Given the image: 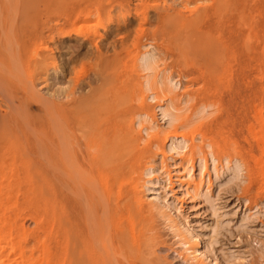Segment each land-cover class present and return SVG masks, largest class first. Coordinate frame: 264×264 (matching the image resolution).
I'll return each instance as SVG.
<instances>
[{"label":"rangeland","instance_id":"374dc122","mask_svg":"<svg viewBox=\"0 0 264 264\" xmlns=\"http://www.w3.org/2000/svg\"><path fill=\"white\" fill-rule=\"evenodd\" d=\"M222 1L0 0V4L6 10V13H3L5 16L12 19L27 18L33 23L30 31L35 32V29L42 31L43 39L37 43L35 48L39 54L50 53L52 58L50 57L51 60L45 68L41 66L42 68L36 70L38 73L34 71V83L38 82L35 85L36 88H40L35 89L39 92L42 90L41 95L52 92L59 98L58 95L62 93L61 97L70 95L69 102H86V99L94 100L96 97L112 103L115 101L118 103L117 109L120 110L133 105L135 115L141 112L148 115L147 119L149 120L145 119V122L148 121L149 124L148 122L147 124L143 123L146 127L151 122L162 123L154 109L155 105L168 106L166 110L172 111L177 122H174L171 128L163 127L165 129L162 128V133L157 136L155 132H151L147 137L143 136L144 142H140V147L148 148L143 155L136 157L137 161L134 165V167H138L136 171L146 163L155 167L154 174L156 175L154 177L157 178V184L154 186L155 191L152 196L159 201L167 200L165 203L171 205V216H175L176 222L183 224L191 233L198 234V240L202 244L211 240L209 237L211 224H239L243 212L247 210V214L252 213L249 209L258 204L253 210L255 215L245 222V224H249V229L241 232L231 229V234L223 232L216 238L211 248L220 261L223 254L232 253L238 258L240 257L239 259H242L244 264H264V207L260 203L264 201V166H262L264 165V0ZM2 5H0V10L4 11L1 8ZM126 23L127 28H122ZM118 24L121 25L119 30L115 28L116 25L119 26ZM48 26L52 30H47ZM14 30L17 31L16 34H23L24 26L20 23ZM111 30L112 33H110ZM12 31L13 29H7L4 32L11 33ZM68 33L70 35H67ZM65 35L69 36L65 38L67 42H62ZM93 41L97 44H93ZM143 45H148L147 49L153 47L155 56L148 72L152 73L149 75L150 77L148 76L152 83L151 87H155V91L153 88L151 91L156 94L150 93L154 96L157 95L156 99L154 98L155 103L145 99L149 92L145 91V93L140 85L143 74L141 75L138 71L136 74L137 72L133 68L135 59L133 57H136L138 51L144 50ZM78 47H82L80 49L82 53L89 49H92V52L80 55L72 62L73 65L72 63L68 65L66 59L74 55ZM224 48H227V51L232 49L234 54H225ZM221 56L222 58H220ZM62 58L64 59L62 60ZM65 65L70 67L69 73L63 75L64 79H60L61 75L58 76L54 71L59 72L60 68ZM24 76L22 75V77ZM194 77L197 79L192 81ZM49 80L50 82L47 84ZM176 82L179 85L177 89H174L172 85ZM51 84L53 85L51 86ZM57 92L59 94H56ZM5 94L3 92L0 94V113L8 109ZM58 102H56L58 105L64 104ZM85 106L88 107V105ZM190 115L199 119L194 122L192 118L189 121L190 124H187L186 119ZM157 121L158 123H156ZM185 123L187 126L189 125L188 128L184 126ZM182 124L185 128L181 126ZM135 131L139 132V129L136 128ZM170 134H183L189 139L187 149L179 152L180 156L184 158H182V162L185 168L195 164L197 156L202 157L201 159H207L209 156L216 158L215 166L218 168L219 173H217L221 178L218 181L212 178L209 182L207 175H211V173L209 172L210 167H208L204 183L203 180L201 181L203 191L209 190L211 196L213 195L215 215H211L207 204L204 201L201 203L202 200L200 201L199 198L198 200L196 198L173 200L172 196L175 195L176 190L172 192V189H175V185L172 180L168 179V169L170 168H168V161L165 160L162 153L163 145L167 141L166 138L171 136ZM192 141L198 148L191 147ZM6 143L8 142L5 140L0 142V168H3L2 171L13 166L42 168L43 163L45 166L51 167L42 159V161L30 159L23 154L19 159L15 158L13 161L8 159L6 156L10 152H6L7 146H3L7 145ZM188 147L192 149L190 150ZM224 158L230 160L237 158L236 160L242 164V177L238 183L234 182L235 184L232 185V183L224 182V176H221L222 170L219 168ZM20 160L22 161L20 162ZM38 164L40 165L38 166ZM132 171L130 175L120 178L119 184L115 186L118 194H122L120 197L123 196L120 201L126 204V207L124 205V208L119 210L120 215L117 213L119 224L110 225L111 227L109 224L105 226L110 228H108L109 230L105 228V232L111 233L112 231L114 233L115 231L117 233V238H119L117 243H114V248L117 250H114V253L110 252L112 250L107 246L106 249L104 248L105 255H103V251L100 252L101 249L104 250L103 248L100 249L94 241L91 242V238L85 237V240L80 235L81 230H87L85 224H73L74 229L77 228L76 231L64 224L63 238L68 239L69 236V239L72 240L74 233L72 242L75 246L77 244L75 248H79V257L76 255L78 258L71 255L70 246L67 250L68 254L64 249L62 252L64 260L61 255L58 258L59 253L55 248L58 224H56L55 195L51 189L54 183L52 178L20 176L16 179L9 174L2 175L0 173V254L3 253L0 258L4 259H0V261L3 264H30L32 261L33 264H75L78 260V264H83L87 260H91L94 250L100 249L99 252L104 257L106 264L108 262L116 264L118 259L119 261L122 259L120 252L124 249L122 251L124 257H122L126 261L122 260L125 261V264H132V261L134 264H194L188 260L186 252L178 243L177 233L172 231V222L168 221L167 223L161 213L154 208L152 210L151 205L148 206V209V202L140 206L134 205L132 196L126 192L127 181L135 176ZM122 210L126 212L124 213ZM261 210L262 212H260ZM126 218L131 220L128 222H131L132 228L135 229H132L129 223L126 224ZM121 222H124L122 223L124 228L121 226L118 229ZM120 228L124 229H121V235L119 234ZM116 229L119 231L116 232ZM107 233L108 239L109 234ZM124 234L127 236L131 234L132 237H127ZM107 241H105L106 244L110 245V241ZM133 241L135 244H131ZM80 246L83 250L80 249ZM130 247L131 249H129ZM9 254L13 258L6 256ZM113 257L115 258L113 259ZM20 258L23 260H21L22 262ZM123 261H121L122 264Z\"/></svg>","mask_w":264,"mask_h":264},{"label":"bare ground","instance_id":"6f19581e","mask_svg":"<svg viewBox=\"0 0 264 264\" xmlns=\"http://www.w3.org/2000/svg\"><path fill=\"white\" fill-rule=\"evenodd\" d=\"M0 5H2V4H0ZM231 7H232V5H231ZM1 8L4 9L3 5ZM200 11H202V10H200ZM3 13H6L5 9H4V11L0 10V27H1L0 34L2 33L0 35V91H1V93L2 92L4 94L6 93L4 96L7 99L6 104H8L7 106H8L9 111L7 109V111L3 110V112L0 113V142L1 141L3 142L4 140L8 142V143H6L7 145H3V146H7L6 152H10L7 156L6 155L5 156L8 157V159H11L12 161L15 160V158L19 159V157H21L23 154L24 156L30 157V159H40V160L42 159L43 161H45V163L49 164L51 167L49 168V167L45 166L44 163L41 166L42 168H40V167L39 168H30V167L17 168V167L13 166L14 168L11 167V168L7 169L6 171H2L3 168L2 169L0 168L1 169L0 173H2V175L3 174H9L12 177H16V179H18V177H20V176H22V177L36 176V177L41 178V179L47 178V177L52 178L54 183H53V186L51 187V189L53 190L54 195H55L56 224H58V230L56 231V240H55V248L57 249V253H59L58 258H60V255L61 256L63 255L62 252H64V249L66 250V254H68L67 250H69L68 249L69 246L71 247V249H70L71 255H73L75 257H77L76 255H78V257H79V248H75L77 246V244L75 246V244L72 242V240L74 238L73 237L74 233L72 234V240L69 239L70 238L69 236H68V239L63 238L62 228H63L64 224H67L69 227H71L73 229H74L73 224H85V227L87 228V230L86 231L85 230L80 231V235L85 240H86L85 237L91 238L92 240H90V241L91 242L94 241L97 244V246L100 247V249L101 248L106 249L108 246V249L110 248V250H112L110 252L114 253L115 252L114 250H117L116 248H114V245H115L114 243H117V241H118L117 239L119 237L117 238V235H116L117 233H115V231H114V233L112 231H111V233L105 232V230L109 228V227L107 228L105 226L107 224H109V226L113 225V224L114 225L119 224L118 223L119 222V215H120L119 210H121L122 207L124 208V205L126 207V204H123L122 201H120V199L123 198V196L120 197L122 194H118L119 192H117L118 190L115 189V186L117 184H119L118 182H119L120 178L125 177L128 174L130 175V172L133 170L132 173H134L135 176H133V177L130 176L131 178L129 179V181H127L128 187H126L127 188L126 192H128V194H130L132 196V199H133L132 201L135 202L134 205L136 204V205L140 206V205H143L146 202H148L149 205H147V208H148V206L151 205L152 210L154 208V210L156 209L159 213H161V215L164 217V219L167 220V223H168V221L174 223V224L171 223L172 228H173L172 231L173 230L176 231L175 233H177L176 236L178 238L177 240L179 241L178 243L180 244L182 249L186 252L187 258L189 261H191L194 264H244V261H242V259H239L240 257L238 258L232 253L229 255L223 254L221 256L222 260L220 261V258H218L216 253L212 250L211 246H212L213 242H215L216 238L220 234H222L223 232L231 234V229H234L237 232L246 231V229H249V224H245V222L247 221V219H250V217L255 215L253 210L255 207L258 206V204L253 206V208L249 209V211L252 213L247 214L246 213L247 210L243 212L241 219H239V224H211V226H209V237L211 240L205 244H202L198 240V238H199L197 236L198 234H196L194 232L191 233L188 229L185 228V226L183 224L176 222L175 216L174 217H173V215L171 216V207H170L171 205H170V203H165L167 200L163 202V201H159L155 197H153L154 196L153 192L155 191L154 186H155V184H157L156 183L157 178L154 177L156 175V174H154V172L156 170L155 167H153L152 165H149L147 163L143 166L141 165L140 170H137V171H136V168H138V167H134V165H136L135 162L137 161V160H135L136 157L143 155L148 148L145 146H144V148L140 147V142L141 141L144 142L143 136L147 137L151 132H155L156 133L155 135L157 136L160 133H162L163 127L168 126L169 128H171V126H173V123L177 122V119L174 116V114H172V111L170 109H169L170 112H168V110H166V108H168V106L163 107V105H158L156 103L157 105H155L154 109H156L157 115L159 117V121L162 123L161 124H154L153 122H151L150 125L148 127H146L143 123L147 124L148 121L145 122L146 121L145 119H147L148 115L145 113H142V112L135 115L136 112L134 110L135 107H133V105H130V107H127L126 109L120 110V109H117L116 106L118 103H115V101H114V103H112L108 100L97 99L96 97L94 100L93 99L91 100V98L86 99V102L85 101H70L69 102L70 95H64L63 94L64 96L61 97L62 93L60 95L59 92L56 93V94H59L58 95V96H60L59 98L56 97L57 95L54 96L55 93L53 94L52 92L51 93L46 92L45 95H41L40 92H42V90L40 92L38 90H36V89H40V88H36L35 84L38 83L37 81H36L37 83H34V81H35L34 77H33L35 74L34 71H36L39 68H42L41 66H43V68H45L47 63H49L51 58H52L50 53L43 52V53L39 54V52L35 48L37 46V43H39V41L43 39L42 38L43 37L42 31H41V29L39 31H36V29H35V32H32V30L30 31V29L33 27V23L30 20H28L27 18H25V19L13 18L12 19L10 17H7V15L5 16ZM20 23H21V25L24 26V33L23 34H21V33L16 34L17 31H15L14 28L16 26H18V24H20ZM212 23H213V21H212ZM38 24H40V22ZM119 24H121V23H119ZM45 26H47V25H45ZM142 26L144 27V25H142ZM120 27H121V25H119V26L116 25L115 28H117L119 30ZM122 28H127V23L124 24L122 26ZM7 29H9V30L13 29V31L11 33L4 32ZM46 29L48 30L51 28L48 26ZM110 33H112V30ZM67 35H70V34L68 33ZM191 36H192V34H191ZM196 36H198V35H196ZM67 37H69V36L65 35L64 38H62V42H65L66 41L65 38H67ZM197 39H198V37H197ZM196 41H198V40H196ZM76 42H78V41H76ZM93 44H97V42L95 43L93 41ZM82 45H84V44H82ZM90 45L92 46V44H90ZM219 45H220V43H219ZM146 47H149V46L143 45L144 50L138 51L136 57H133V58H135L133 68H135L136 72L138 71L141 75L143 74V76L141 77L142 82L140 83V85L142 86V88H143L142 90L144 92L145 91L149 92V93H147L148 95L146 96L145 99H147L149 102L152 101V103H155L154 98L156 99L157 95L154 96V95H152V93H150V92H153V91H151L153 86L151 87L152 83H151L150 78H149L150 77L149 75H151L152 73L151 72H150L151 74L148 73L150 71V68H151V65L154 61L155 56H154V53L152 50L153 47H152V49H150V48L147 49ZM81 48L82 47H78V49L76 48L77 51L75 52L74 55H71V57H69L68 59L65 58L66 63L67 64L69 63L68 65H70L72 62H74L76 59H78V57L80 55L86 54L88 52L89 53L92 52V49H89L88 51L86 50L87 52L82 53V51H80ZM84 48H86V47H84ZM95 48L97 49V47H95ZM224 49H225V52H224L225 54H229V55L234 54L232 52V49H230L228 51H227V48H224ZM192 50H193V48H192ZM222 56L220 58H222ZM63 59L64 58H62V60ZM72 65H73V63H72ZM69 68L70 67L65 65L64 67L60 68L59 72L58 71H54V72L58 76L60 74L61 75L60 79H62L64 74L69 73L68 72ZM138 72L136 74H138ZM22 75L23 76L25 75V76L22 77ZM95 76H93V77H95ZM57 78L59 79V77H57ZM151 78H152V76H151ZM155 78H157V77H155ZM47 79H49V78H47ZM153 79H154V77H153ZM196 79L197 78L194 77V78H192V81L196 80ZM38 80H40V79L38 78ZM99 80L101 81V79H99ZM68 81H69V79H68ZM49 82H50V80L47 82V84ZM53 84H51V86ZM153 85H154V82H153ZM178 85L179 84L176 82L172 85V88L177 89ZM48 89H49V87H48ZM153 89L155 91V87ZM63 93H64V91H63ZM154 94H156V93H154ZM4 96H3V98H4ZM71 97H72V95H71ZM5 98H4V100H5ZM142 98L144 99V97H142ZM58 101H60L61 104L62 103H64V104L58 105L57 104V103H59ZM6 104H5V106H6ZM159 104H161V103H159ZM63 105H64V107H63ZM85 105H88V107H86ZM5 110H6V108H5ZM199 111L200 110L198 109V112ZM194 114L196 117L195 112H194ZM195 117L193 118V116H191V115L188 116V118L186 119L187 124H190L189 121L192 118H193L192 119L193 121L194 120L196 121L199 119V118L195 119ZM147 120H149V119H147ZM156 123H158V121ZM148 124H149V122H148ZM187 124L185 123L184 126L186 127ZM181 126L183 128H185L183 126V124ZM188 126H187V128H188ZM178 127H179V125H178ZM136 128L139 129V132L135 131ZM164 129L165 128H163V130ZM141 134H143V135H141ZM166 139H167V141H166ZM166 139H165L166 142L163 145L164 149H163L162 153L164 155L165 160L168 161V168H170V169H168L169 170L168 171V179L170 181L172 180L173 184L175 185V189H172L173 190L172 192H174L176 190V192H174L175 195L172 196L173 200L174 199L179 200L180 198H183V199L184 198H190V199L196 198L198 200V198H199L200 201L202 200L201 203H203V201H204L207 204V209L210 210L211 215H215L216 209H215V205H214L213 200H212L213 195L211 196V193L209 190L203 191V186H202L201 181L203 180V183H204V177L208 174L207 172L209 169H210L209 172L211 173V175H207L208 176L207 179L209 180V182L212 178L215 181H218L219 178H221L220 175L218 174L219 173L218 168H216V166H215L216 165V158L214 159L212 156H209L210 154L208 155L209 158L207 157V159H201L202 157L200 158L197 156L195 159V164L190 165V166H188L186 164L188 167L185 168L183 165V162H182L183 157L180 156L179 152L183 151L184 149H187L189 139L186 136H184L183 134H181V135L180 134L179 135L173 134V135L167 137ZM190 144H191V142H190ZM256 145H258V144H256ZM191 147L192 148L194 147L195 149L198 148L194 142L192 143ZM188 148L190 149V147H188ZM2 154H3V152H2ZM236 159H232V160L227 159V158H224L223 160L221 159L222 160L221 167H219V168H221V170H222V171L220 170L221 176H224V182L225 183H230V184L232 183V185H233V184H235L234 182L238 183V181L240 180V177H242L241 173H242L243 166H241L242 164H240ZM25 160H27V159H25ZM21 161L22 160H20V162ZM186 163H188V162H186ZM12 165H14V164H12ZM24 165H26V164H24ZM39 165L40 164H38V166ZM260 166H261V164H260ZM262 166H264V165H262ZM1 167H3V166H1ZM208 167H210V168L208 169ZM260 170H262V169H260ZM152 175H153V177H152ZM5 177H6V175H5ZM12 177H11V179H12ZM22 177H21V179H22ZM209 182H207V183H209ZM219 184H220V182H219ZM219 184H218V186H219ZM120 185H122V184H120ZM201 186H202V188H201ZM53 199H54V196H53ZM196 199H195V201H196ZM123 200H125V199H123ZM127 200H128V198H127ZM127 200H125V201L127 202ZM187 201H190V200L187 199ZM260 203L262 204V205L261 204L260 205L262 207H264V201H261ZM127 205L129 206V204H127ZM144 208L146 209V205ZM258 209L260 210V208H258ZM123 212L125 213L126 211H123ZM260 212H262V210ZM54 213H55V211H54ZM117 213H119V215H117ZM147 213H148V211H147ZM131 214H132V212H131ZM115 216L117 219L115 218ZM121 218H123V217H121ZM129 220L130 219H127L125 222H127L126 224L129 223V225L131 226L132 224H130L131 222H128ZM2 222H3V220H2ZM122 223H124V222H121V224L118 226V229H119V227L122 226ZM52 224H53V222H52ZM69 227H68V229H70ZM125 227H127V226H125ZM112 228H113V226H112ZM123 228H120V231L116 229V232L119 231V234L121 235V233H122L121 229H123ZM131 228H132V226H131ZM76 229L77 228H75L74 231H76ZM132 229H135V228H132ZM140 230L141 229H139V231ZM133 231H132V233L130 232L132 235H133ZM106 233L109 234L108 239H107ZM125 233H127V231H125ZM131 234L128 236H131ZM124 235H126V234H124ZM77 240H80V239H77ZM107 240L110 241V245H108L109 243L106 244V242H108ZM88 242H89V240H88ZM127 243H129V242H127ZM8 244H10V241H9V243H7V245ZM73 244H74V247L72 246ZM131 244H135V241H133ZM66 246H67V249H66ZM94 246L96 247V245H94ZM119 247H120V245H119ZM80 249L83 250L82 246H80ZM105 249L104 250L101 249V251H100V252L103 251L102 252L103 255H105L104 254ZM118 249H120V248H118ZM126 249H128V248L126 247ZM129 249H131V247ZM0 250H1V246H0ZM90 250L93 252L92 248ZM99 250H94V253H93V256L91 257V260H87V262H85L83 264H106L104 257L99 252ZM123 250L124 249H122V251ZM120 251H121V249H120ZM122 251L120 252L121 253L120 257L123 259L124 256L122 255ZM132 251H134V250H132ZM221 251H223V250H221ZM19 252L21 253V250ZM13 253H15V252H13ZM20 253H18L19 256H21ZM87 253L89 254V251ZM124 253L126 256L125 251H124ZM1 254H3V253H1ZM6 256L12 257V256H10V254L6 255ZM116 256H117V254H116ZM63 258L64 257L62 256V259ZM114 258L115 257H113V259ZM0 259H3V258L1 257ZM9 259H11V258H9ZM24 259H25V257H24ZM122 259H120V261L118 259L116 264H122L121 261L125 260V258L123 260ZM21 260L22 259L20 258V261ZM57 260H59V259H57ZM11 261H13V260L11 259ZM77 261L75 262V264H78ZM108 261H110V260H108ZM125 261H123V264H125L124 263ZM32 262H30V264H33ZM128 262H129V260H128ZM112 263L114 264V262H111V263L108 262L107 264H112ZM0 264H3L2 261H0ZM16 264H19V263H16ZM132 264H134V261H132Z\"/></svg>","mask_w":264,"mask_h":264}]
</instances>
